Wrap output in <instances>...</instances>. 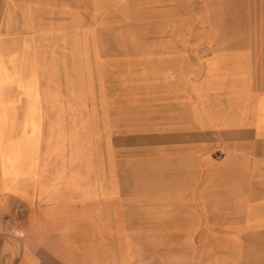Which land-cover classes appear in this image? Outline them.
<instances>
[{"label": "crops", "instance_id": "crops-1", "mask_svg": "<svg viewBox=\"0 0 264 264\" xmlns=\"http://www.w3.org/2000/svg\"><path fill=\"white\" fill-rule=\"evenodd\" d=\"M45 1L54 6L55 20L40 41L67 66L65 50L55 53L56 31L62 29L57 20L80 17L88 7ZM90 1L99 17L124 8L114 0ZM158 2L166 9L167 0ZM40 5L0 3L3 70L17 69L23 77L22 53L31 50L39 59ZM174 7V22L189 23L190 30L148 33L143 37L148 42L126 66L160 120L143 128L149 144L142 149V174H117L114 159H91L69 163L57 175L47 165L40 175L33 160L39 141L35 80H0V264H264V239L165 238L168 216L244 209L264 215V196L210 194L216 168L222 169L218 177L238 178L239 186L249 176L264 178V0H174ZM83 45L79 38L68 48L74 65L84 55ZM216 137L227 153L220 164L211 153ZM254 152L260 155L243 158ZM239 186L228 190L241 193ZM184 205L196 211L184 213ZM263 226L253 234L263 235Z\"/></svg>", "mask_w": 264, "mask_h": 264}, {"label": "rangeland", "instance_id": "rangeland-1", "mask_svg": "<svg viewBox=\"0 0 264 264\" xmlns=\"http://www.w3.org/2000/svg\"><path fill=\"white\" fill-rule=\"evenodd\" d=\"M38 1L41 4L38 7L39 42L45 38L42 35L48 32L46 28L54 27L55 19L52 17L55 8L53 5L47 6L45 0ZM71 3L87 5L88 8L80 17L71 16L65 22L62 19L57 20L56 24L62 26V29L56 31L55 53L65 50L66 55L63 57L67 66L62 63V55L50 57L53 49L47 46L46 40L40 41L38 60L35 52L31 50L22 53L23 77L14 67L13 71L3 70V63L0 61V80H35L39 99V108L35 114L36 120H39L36 121L39 141L33 153V160L37 164L36 172L38 170L40 175L46 174L47 165H53L55 167L51 168V172L55 170L57 175L65 170L63 166L69 163L72 165L79 160L114 159L117 174H142V149L144 144H149L148 140H144L142 131L144 127L158 126L160 120L154 106L144 102L142 85L129 77L126 66L140 52L143 43L148 42L143 39L148 33L189 31L190 24L174 22V0H167L166 9L163 7L165 4H159L158 0H114L116 5L124 8L100 17L95 16L90 9V0H71ZM96 10H99L98 6ZM57 14L59 12L55 13ZM22 36L29 38L30 32L22 33ZM79 38L84 43V55L74 65L73 60L76 58L68 56L71 50L68 48L74 39L78 41ZM13 58L12 55L10 62L14 66ZM51 66L54 70H50ZM46 99L53 103H47ZM24 104L23 97L21 121L25 114ZM17 114L20 115L19 110ZM17 122L19 123V119ZM21 137H29V134L22 133ZM212 143L215 145L214 152H211L212 158L220 164L221 160L227 159V153L220 146L223 142L216 137ZM256 155L259 156L260 153L244 154L243 158L251 159ZM151 170L152 174H158L154 164H151ZM221 170L216 168L214 171ZM217 172L210 185V194L214 197L241 195L256 199L264 196V178L259 180L249 176L239 186L238 178H221ZM231 185L241 187L242 192L237 193L238 189L228 190ZM169 187L174 185H168ZM185 206L184 213L196 211ZM212 211L224 212L222 209ZM231 211L242 214L168 216L165 238L264 239V234H253L256 226L262 228L264 215L247 214L249 210L246 209ZM255 211L258 213L260 210Z\"/></svg>", "mask_w": 264, "mask_h": 264}]
</instances>
